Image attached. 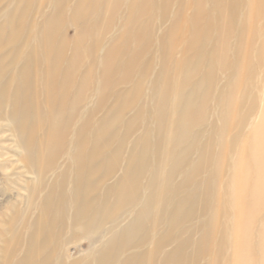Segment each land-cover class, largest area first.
Returning <instances> with one entry per match:
<instances>
[{
  "label": "bare ground",
  "instance_id": "1",
  "mask_svg": "<svg viewBox=\"0 0 264 264\" xmlns=\"http://www.w3.org/2000/svg\"><path fill=\"white\" fill-rule=\"evenodd\" d=\"M261 22L264 0H0V264H264Z\"/></svg>",
  "mask_w": 264,
  "mask_h": 264
},
{
  "label": "rangeland",
  "instance_id": "2",
  "mask_svg": "<svg viewBox=\"0 0 264 264\" xmlns=\"http://www.w3.org/2000/svg\"><path fill=\"white\" fill-rule=\"evenodd\" d=\"M74 1H76V0H73V2ZM260 29H262V31H264V22L260 23ZM68 32H69V35L72 36L73 33H74V30L72 28H70ZM157 34H158V31L156 33H154L153 38L157 37ZM258 44H259V42L256 41V45H258ZM151 48H153L151 50H154L155 46L153 45ZM257 54L258 53L251 54V62H250L249 66H253L254 61H255V59L257 57ZM262 54H264V49L262 51ZM156 61H159V59H156ZM261 71H262V69H261ZM262 73H263L262 75H257L258 77H256V79H255V85L256 86L263 84V80H259V76H263L264 77V70L262 71ZM226 81L227 80L225 78L219 77V79L217 80V86H216L217 90L215 91V96L217 95V91H221L222 89L225 88L224 85H225ZM223 86H224V88H223ZM245 90H246V87L238 88V91L236 92V98L239 99L243 95ZM214 100H215V98H214ZM214 100L212 102H210L211 105H209L210 106L209 107L210 110H209L208 113L210 114V118L207 121L208 124H205L201 128L204 129L206 132H208V131L213 132V134L215 135V128H217V126L219 125V122H216L215 116H217L219 110L216 107V101H214ZM249 109H250V99H246V103L243 104V106H240L238 108V112L241 115H246V113L249 111ZM261 109H263V104L260 103V106L258 108H255L254 110H252L250 112L249 116L247 117L249 123L252 122V121L254 122V124L258 122V120L260 119V116H261V112H260ZM212 126H213V128H212ZM237 132L238 131L235 128L230 129L229 133H228L229 139L236 137L238 135ZM250 132H251V129L249 127H246L245 130H244V133L248 134ZM202 142H203V138L201 139L200 143H202ZM241 143L242 142L237 141V143L235 145V149L236 150H238V151L240 150ZM226 169L228 170L227 166L225 167L224 172H223V174L225 173L224 174V180L228 176V173L225 172ZM14 197H15L14 190H11L10 187L6 188L5 183L3 182V180L0 179V212H2V210H4L5 208L9 207L10 205H12L14 203V201H13ZM222 221H223V219L219 218L217 220V224L221 225ZM210 248H211V251L213 253L216 252L215 250L217 249V247L213 246V247H210ZM86 250H87V247L85 245H82V246H80L77 249L75 247L71 246V247L67 248V253L70 255V257L72 259H76V258L81 257ZM198 264H207V263L205 261L201 260ZM227 264H232V263H227Z\"/></svg>",
  "mask_w": 264,
  "mask_h": 264
}]
</instances>
